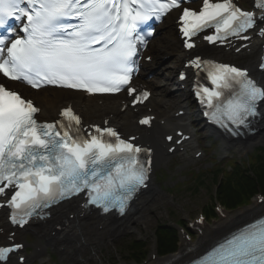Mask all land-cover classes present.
<instances>
[{"label":"snow or ice","instance_id":"snow-or-ice-1","mask_svg":"<svg viewBox=\"0 0 264 264\" xmlns=\"http://www.w3.org/2000/svg\"><path fill=\"white\" fill-rule=\"evenodd\" d=\"M184 4L185 0H0V207L10 210L11 224L23 228L32 218L50 214L46 209L80 195L86 196L85 208L124 215L148 186L154 150L137 143L135 136L123 138L108 121L86 127L71 105L60 110V119L39 122L41 110L9 82L90 95L124 92L137 106L151 95L135 83L142 50L155 32L151 21L176 11L189 50L197 47L193 38L205 30H213L203 35L211 44L231 47L232 41L244 42L236 52L247 48L250 33L264 38V0H254L258 12L244 10L234 0H202L198 10ZM187 67L197 75L204 72L211 82L212 86L197 82L195 95L207 106L205 115L213 123L238 136L242 130L251 131L257 118L264 119V84L247 68L200 55L190 58ZM259 68L264 70V58ZM152 120L146 115L139 124L150 126ZM167 140L173 142V137ZM9 241L0 246L4 264L24 247L13 236ZM18 264H27L26 257L19 255ZM198 264H264V218L231 234Z\"/></svg>","mask_w":264,"mask_h":264},{"label":"rangeland","instance_id":"rangeland-1","mask_svg":"<svg viewBox=\"0 0 264 264\" xmlns=\"http://www.w3.org/2000/svg\"><path fill=\"white\" fill-rule=\"evenodd\" d=\"M170 37H172V39L175 38L173 35H170ZM178 49L179 44L174 40L170 51H168L171 55V58L165 60L162 63V66L164 65V73H162L163 77H158L161 80V89H169L170 91L167 94L166 104L161 105L160 111L157 112L159 116L163 114L169 115L181 104H186L187 101L190 102L188 93L182 91L183 89H181V87L177 88L172 86L171 82L169 81V79L173 81L176 79L178 69L181 66V59L177 56ZM242 57H244V59L247 58L245 55H242L241 58ZM167 79L168 81H166ZM172 98H177L179 102L172 103ZM190 116H192L190 120L193 121L198 128V135L195 139L196 144H198L199 148L201 147L207 149L205 152V157L198 161H191L188 160L187 156L182 155L181 157L172 158L166 164V167H169L171 172L173 170V173L170 174L171 177L168 180L160 179L159 182L162 184L163 188L162 192L159 196H155L156 198L150 203L147 211L143 215V218L139 221L138 225L124 232L122 236H117L116 238L112 239L113 242L110 243L106 241L105 243H102L100 247L102 254L101 258L93 257L94 251L92 249L85 250L82 257H80V255L77 256L78 254L73 255L71 252H66L62 256L61 253H59L58 246H51L48 249V254L37 258L36 263L34 264H49L47 262L49 257L58 261L59 264H135L134 262L136 260L132 258L130 254L131 247L130 243L128 242L130 238H140L141 242L146 244L144 247V254L146 257L145 259H143L144 257L140 258L138 260V264H147L150 260V254L152 250H156L155 229L160 223L166 222L171 224L179 231L178 223L189 225L194 221V218H196L200 212L205 211L207 214V210L211 207L215 211L220 198L215 194L216 190L213 185V181L211 180V175H208L207 178H205L206 185H201L196 189V191L192 192L189 188L190 181H187L190 179L189 176H191L192 171L194 169H201L210 164V160H214V165L217 166L221 164L220 161L223 162L233 156L238 160L241 159L246 162L249 157L254 155V152L258 147L264 146V140L256 139L252 142V145L246 149H238L236 145L224 148L223 143L219 139L214 141L213 139H210L211 137H209V130L204 127L203 122L199 121L200 118L196 113L194 105H191ZM212 142H214L215 145L212 149L208 150ZM214 155L216 157L213 159ZM248 155L251 156L248 157ZM180 174L184 176V181H186V183L183 184L181 189L176 190L174 189V185L177 183L179 179L178 176ZM165 175L168 177V172ZM210 187H212V189ZM258 191L262 190L259 189ZM258 199H260V197L253 195L251 200L246 204L236 207L233 210H222L221 214H224L226 217H231L233 214L249 209ZM217 215L219 214L217 213ZM219 220L220 219L217 217L214 220H209L206 227L213 226ZM27 237L30 241L34 240L32 237ZM193 239L196 241V236H193ZM180 243L181 240L179 241V246ZM180 248L177 253L180 251ZM169 257L171 256L166 255L165 257L159 256L158 258L160 260H165ZM159 263H161V261L157 262L156 264Z\"/></svg>","mask_w":264,"mask_h":264},{"label":"bare ground","instance_id":"bare-ground-1","mask_svg":"<svg viewBox=\"0 0 264 264\" xmlns=\"http://www.w3.org/2000/svg\"><path fill=\"white\" fill-rule=\"evenodd\" d=\"M172 15L170 14L165 21L164 24L159 28V35L154 38L152 46L148 47L147 53L153 54L156 58H161L164 55L168 54L171 46L175 40L170 37V35H174L176 30L173 26H169V19ZM167 27V29H164ZM181 48L179 43V49ZM255 45L253 46V49ZM181 50L177 53V56H182ZM183 57V56H182ZM164 67H157L154 65H145L142 69L143 77L138 78V80L147 83L150 87L153 85L154 95L149 99L148 105L153 107L152 112H159L160 106L166 104L167 102V94L170 92L168 89H161L160 82L161 80L158 77H163ZM153 73V80H149L147 77V73ZM264 81V75H262ZM168 81V79L166 80ZM173 86L178 85L177 81H172L169 79ZM75 94L78 97L79 103L78 107L81 112H84L85 115H89L86 118L89 120L91 116L101 115L104 110L111 109L116 101L110 102L105 101L102 105H99L95 99L89 98L85 99L80 93L70 92L65 90H55L51 94H47L43 97L45 102L44 110L47 112H55L58 104L60 103V98L63 94ZM162 93V94H161ZM124 93H119L116 97L123 98ZM176 96V95H175ZM113 97V96H108ZM116 100V99H114ZM112 101V100H111ZM177 98H172V103H177ZM80 104H83V107H80ZM154 110V111H153ZM163 114L161 117H165L166 125H185L183 122L184 119L178 118L175 119L177 122L175 123L173 119H170L168 115ZM137 115L132 112L131 109L126 108L122 112L117 113L114 116V120L116 123L124 126L127 129V122L134 126V118ZM261 129L254 137L248 138L247 141H240L236 144V147L246 149L252 145V142L256 139L264 140V119H261L257 124ZM123 127V128H124ZM165 127V126H164ZM164 127L160 124H155L153 127V137L152 140L157 145L158 155L162 160H166L164 155H160L163 152V133ZM145 196V195H143ZM151 194H146L145 197L141 199L140 205L144 206L146 202V206L141 209L138 208V205L134 207L130 214L125 217L117 220L113 217H108L106 220L95 216L92 217H84L83 219H79V225H75L72 223L65 230L58 233L57 236H52L51 234H47V231L58 224V220L61 216L65 215V212L70 209L71 205L66 204L59 208H57L52 214L51 217L45 218L38 226L33 227L32 229L35 232L36 236H40L41 238L47 237V244L49 245H64L66 246V250L60 252L63 256L66 252H72L73 246L78 247L76 254L82 257L85 250H93L94 256L96 258H101V244L108 242H113L112 239L116 238L118 234L126 232L127 230L138 225L139 221L143 218V215L147 211L151 202H153L154 198H151ZM140 201V200H139ZM264 213V201L259 202L256 201L254 204L247 210L238 212L233 214L231 217L222 218L217 221L213 226L208 227L204 230L203 234L199 236L198 240L194 244H190L187 240L181 241L180 251L165 260H160L159 258H150L147 264H156L161 261L162 264H181L186 260L190 259L192 256L197 255L202 252L207 246H209L212 242L220 239L225 236L227 233L231 232L235 228L242 225L248 219H251L257 215ZM99 225L100 226L99 228ZM102 227V228H101ZM20 234V233H19ZM47 246V245H46ZM63 253V254H62ZM34 257V256H32Z\"/></svg>","mask_w":264,"mask_h":264},{"label":"trees","instance_id":"trees-1","mask_svg":"<svg viewBox=\"0 0 264 264\" xmlns=\"http://www.w3.org/2000/svg\"><path fill=\"white\" fill-rule=\"evenodd\" d=\"M208 172L209 174H196L194 184L191 186L192 192L201 185H206L205 178L211 175L215 194L219 196L223 204L233 209L244 205L259 189L264 191V147H259L254 156L244 164L233 161L230 170L220 167ZM207 214L214 215L212 207L207 210ZM155 235L160 254L166 255L177 250L179 236L176 228L167 223H160ZM128 242L132 258L139 260L145 257L144 242L139 239H131Z\"/></svg>","mask_w":264,"mask_h":264}]
</instances>
